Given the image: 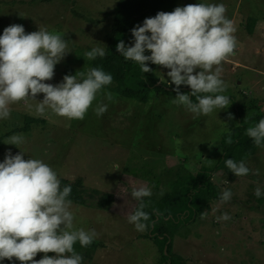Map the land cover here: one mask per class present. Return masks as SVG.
Returning <instances> with one entry per match:
<instances>
[{
  "label": "rangeland",
  "instance_id": "rangeland-1",
  "mask_svg": "<svg viewBox=\"0 0 264 264\" xmlns=\"http://www.w3.org/2000/svg\"><path fill=\"white\" fill-rule=\"evenodd\" d=\"M117 2L0 0V35L5 27L20 24L26 34L45 26L50 33L64 36L71 52L55 65L53 79L44 81L56 85L65 75L90 69V60L84 54L97 46L106 47ZM198 3L224 4L226 18L236 28L234 54L221 65V78L227 84L222 94L232 101L227 109L196 116L174 104L175 85L166 75L169 69L155 65L154 75L165 87L151 90L146 102L103 89L83 120L69 121L50 111L38 116L36 101L12 104L9 118L0 119V163L6 151L16 155L21 150L23 159L41 160L58 179H67L82 195L83 204H71L74 220L70 231L94 229L98 233L89 246L81 247L79 242L74 245L83 257L82 264H159V247L148 236V229L139 232L128 222L138 204L131 192L133 188L149 187L152 195L144 199L147 207L156 206L198 171H211L217 195L171 231V252L184 264H264V194L259 198L254 195L257 187L264 193V147L242 151L236 159L243 160L250 170L259 169V175L250 171L236 177L227 167L214 168L221 151V135L237 125L233 103L242 117L264 119V0H176L162 12ZM250 18L255 19L251 28L247 26ZM181 89L190 87L181 85ZM36 99L42 100L43 94H37ZM100 102L108 108L97 117L95 108ZM27 117L36 121L27 122ZM14 134L22 135L24 143L5 144ZM208 159L213 160L211 164ZM117 164L118 170L114 167ZM225 190L232 196L221 202ZM105 193L112 196L106 209L98 204ZM202 212L207 214L205 218H201ZM224 213L230 219H217ZM43 255L38 253L34 259ZM1 261L20 264L15 259Z\"/></svg>",
  "mask_w": 264,
  "mask_h": 264
},
{
  "label": "clouds",
  "instance_id": "clouds-1",
  "mask_svg": "<svg viewBox=\"0 0 264 264\" xmlns=\"http://www.w3.org/2000/svg\"><path fill=\"white\" fill-rule=\"evenodd\" d=\"M224 4H189L176 7L172 12H157L154 17L145 18L142 25L131 29L134 38L132 46L123 40L116 45V51L140 66L143 73L152 71L147 62L169 69L166 73L169 83L175 85L173 103L184 106L196 116H209L213 112L227 109L232 103L223 95L227 84L221 78L222 62L234 54L237 41L236 28L226 18ZM102 44V43H100ZM150 55H145V52ZM71 51L67 40L60 34L50 33L45 26L25 33L20 24L4 28L0 35V119L10 116V105L24 101H36L35 113L44 117L47 112L67 120H83L93 101L113 81L111 74L102 68L93 67L76 71L63 77L61 83L52 85L54 67ZM85 57L95 60L106 55L104 47H94L85 52ZM187 85L191 91L181 93L180 86ZM43 94L37 100V94ZM207 94V95H201ZM195 97V102L193 101ZM111 99V94H106ZM31 109L32 104H28ZM108 105L98 103L97 117L107 111ZM231 119V114H229ZM258 147H264V119L246 130ZM228 140V143H231ZM24 143L22 135H12L5 144ZM24 152L13 155L5 152L0 163V260L20 264H82L83 257L74 250L89 246L98 233L94 229H73L72 201L67 199L71 185L61 190L57 173L39 159H23ZM213 160L208 159L209 164ZM226 167L236 177L249 174L259 175V169L250 170L243 160L229 158ZM117 170L119 165L114 166ZM262 190L257 187L254 195L259 198ZM152 195L147 186L133 188L131 192L138 204L128 216V222L135 230L148 229L149 213L144 198ZM230 190L223 191L221 202L231 199ZM201 213V218L206 217ZM217 219L228 220L224 213ZM38 253L43 257L35 260ZM48 253L55 255L49 256Z\"/></svg>",
  "mask_w": 264,
  "mask_h": 264
},
{
  "label": "trees",
  "instance_id": "trees-1",
  "mask_svg": "<svg viewBox=\"0 0 264 264\" xmlns=\"http://www.w3.org/2000/svg\"><path fill=\"white\" fill-rule=\"evenodd\" d=\"M176 0H118L113 9V23L109 40L105 47L106 55L90 60V69L102 68L113 77L110 85L104 89H113L120 96L146 102L151 90L157 91L165 87L164 83L154 75L155 64L147 62L152 69L143 73L140 66L133 61L125 60L116 51V45L123 40L127 46H132L134 38L131 29L136 25H142L145 18L154 17L157 12L164 11L173 6ZM255 19H248L247 26L251 28ZM150 55V52H145ZM189 93L190 89H181ZM233 111L237 117V125L223 132L220 137V155L215 164L216 168H225V161L229 158L236 161L242 151H253L256 148L252 138L247 136L246 130L258 124L260 117H242L237 105L233 103ZM27 122L36 121L27 117ZM0 137V150H1ZM231 140V143H228ZM61 190L64 186L71 185V193L67 199L73 203L83 204L84 199L77 187L67 179L59 178ZM217 191L211 181V171H198L181 181L176 193L159 205L147 207L144 211L149 213L148 236L157 244L160 252L159 264H184L181 257L170 250L169 238L171 231L185 223L200 209L203 203L216 197ZM111 194H102L98 204L107 208L111 201ZM164 231V232H163ZM14 259V258H13ZM6 260V259H5ZM5 260H2L3 263Z\"/></svg>",
  "mask_w": 264,
  "mask_h": 264
}]
</instances>
